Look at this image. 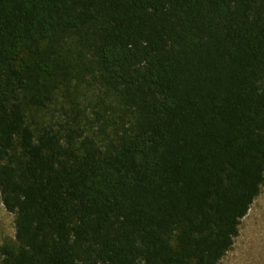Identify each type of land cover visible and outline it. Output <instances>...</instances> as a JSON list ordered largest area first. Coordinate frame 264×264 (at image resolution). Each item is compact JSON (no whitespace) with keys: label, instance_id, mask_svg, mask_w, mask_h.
Listing matches in <instances>:
<instances>
[{"label":"trees","instance_id":"1","mask_svg":"<svg viewBox=\"0 0 264 264\" xmlns=\"http://www.w3.org/2000/svg\"><path fill=\"white\" fill-rule=\"evenodd\" d=\"M84 69L106 141L28 113ZM263 184L264 0H0V264H219Z\"/></svg>","mask_w":264,"mask_h":264},{"label":"rangeland","instance_id":"2","mask_svg":"<svg viewBox=\"0 0 264 264\" xmlns=\"http://www.w3.org/2000/svg\"><path fill=\"white\" fill-rule=\"evenodd\" d=\"M63 52L72 63L86 62L78 58L74 46L65 44ZM95 73L94 69L73 72L70 86L62 89L46 108L28 109L30 119L59 127L60 122L72 120L67 113L74 114L85 127L86 134L98 141L108 140L116 126L128 124L131 114L120 95ZM14 220V214L6 209L0 194V245L15 239ZM219 264H264V184L248 213L241 219L233 246Z\"/></svg>","mask_w":264,"mask_h":264}]
</instances>
